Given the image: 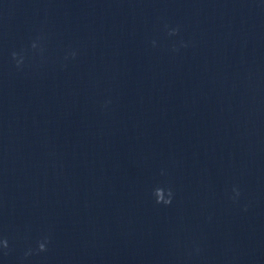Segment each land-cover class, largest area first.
<instances>
[{
  "label": "water",
  "instance_id": "obj_1",
  "mask_svg": "<svg viewBox=\"0 0 264 264\" xmlns=\"http://www.w3.org/2000/svg\"><path fill=\"white\" fill-rule=\"evenodd\" d=\"M4 239L0 264H264V0H0Z\"/></svg>",
  "mask_w": 264,
  "mask_h": 264
},
{
  "label": "clouds",
  "instance_id": "obj_2",
  "mask_svg": "<svg viewBox=\"0 0 264 264\" xmlns=\"http://www.w3.org/2000/svg\"><path fill=\"white\" fill-rule=\"evenodd\" d=\"M179 32V29H174L169 32V35H177ZM36 45L33 44V48H35ZM75 55V54H73ZM13 60L16 61L17 67H21L24 63V59L20 56H18L17 53L12 54ZM233 192L235 195L232 197L234 201L238 200V198L241 196V191L238 187L233 188ZM153 196L156 199L157 204H163L165 206H170L174 199V192L171 188L165 189L163 187H157L153 191ZM245 211H247V208H245ZM51 243V239L48 236H45L37 245L35 249L29 248L28 251L25 253L24 259L27 260L29 257L33 255H40L41 253L48 252L49 248L48 245ZM0 247H2L4 250L9 249V243L7 239H4L3 241H0ZM7 254V253H5Z\"/></svg>",
  "mask_w": 264,
  "mask_h": 264
}]
</instances>
